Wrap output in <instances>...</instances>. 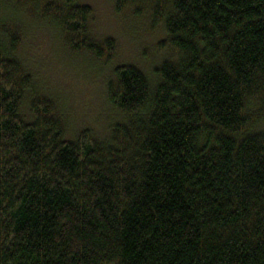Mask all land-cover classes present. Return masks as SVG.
<instances>
[{"label": "trees", "instance_id": "obj_1", "mask_svg": "<svg viewBox=\"0 0 264 264\" xmlns=\"http://www.w3.org/2000/svg\"><path fill=\"white\" fill-rule=\"evenodd\" d=\"M137 5L175 55L154 85L115 68L107 98L124 120L102 138L67 136L0 22V264H264V0L116 7ZM40 8L69 48L113 60L90 6Z\"/></svg>", "mask_w": 264, "mask_h": 264}, {"label": "rangeland", "instance_id": "obj_2", "mask_svg": "<svg viewBox=\"0 0 264 264\" xmlns=\"http://www.w3.org/2000/svg\"><path fill=\"white\" fill-rule=\"evenodd\" d=\"M50 1L57 0H0V22L18 37L16 55L32 74L38 92L55 102L67 136L73 139L88 130L102 138L114 123L124 120L107 98L115 68L138 67L154 85L156 68L175 53L159 47L167 36L162 26L153 27L149 7L137 5L138 14L133 7L119 11L117 0H78L92 9L89 35L98 42L114 40L113 60L105 63L90 53L74 51L42 15L40 7ZM257 129L264 130V123Z\"/></svg>", "mask_w": 264, "mask_h": 264}]
</instances>
